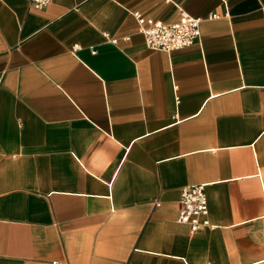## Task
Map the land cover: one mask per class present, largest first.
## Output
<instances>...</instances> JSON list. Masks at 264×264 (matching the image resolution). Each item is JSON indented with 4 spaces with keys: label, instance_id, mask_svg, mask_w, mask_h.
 <instances>
[{
    "label": "crops",
    "instance_id": "obj_1",
    "mask_svg": "<svg viewBox=\"0 0 264 264\" xmlns=\"http://www.w3.org/2000/svg\"><path fill=\"white\" fill-rule=\"evenodd\" d=\"M0 264H264V0H0Z\"/></svg>",
    "mask_w": 264,
    "mask_h": 264
},
{
    "label": "built area",
    "instance_id": "obj_2",
    "mask_svg": "<svg viewBox=\"0 0 264 264\" xmlns=\"http://www.w3.org/2000/svg\"><path fill=\"white\" fill-rule=\"evenodd\" d=\"M34 9H42L50 0H26ZM134 17L139 25V32L143 36L145 45L150 49L170 51L191 44L199 37V19L193 18L180 11L175 22L164 23L159 20L144 19L137 12ZM209 14L208 19L215 18ZM113 42V40H112ZM73 45L71 50L77 49ZM204 185L183 187L178 198V212L174 222L188 226L193 233L203 228L211 229L207 220V206L204 195Z\"/></svg>",
    "mask_w": 264,
    "mask_h": 264
}]
</instances>
